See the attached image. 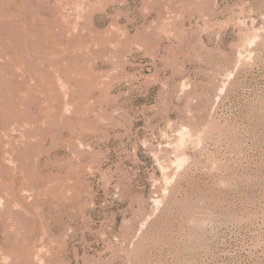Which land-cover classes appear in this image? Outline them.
<instances>
[{"label":"rangeland","instance_id":"obj_1","mask_svg":"<svg viewBox=\"0 0 264 264\" xmlns=\"http://www.w3.org/2000/svg\"><path fill=\"white\" fill-rule=\"evenodd\" d=\"M0 264H264V0H0Z\"/></svg>","mask_w":264,"mask_h":264},{"label":"bare ground","instance_id":"obj_2","mask_svg":"<svg viewBox=\"0 0 264 264\" xmlns=\"http://www.w3.org/2000/svg\"><path fill=\"white\" fill-rule=\"evenodd\" d=\"M244 23L248 24L249 21L248 20H245ZM180 135H181L180 136V139L182 140V139H184L185 136H189L190 135V132H189V130L187 128H183L182 133Z\"/></svg>","mask_w":264,"mask_h":264}]
</instances>
